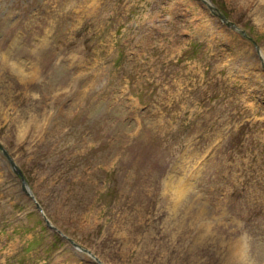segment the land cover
Wrapping results in <instances>:
<instances>
[{
    "label": "rangeland",
    "instance_id": "rangeland-1",
    "mask_svg": "<svg viewBox=\"0 0 264 264\" xmlns=\"http://www.w3.org/2000/svg\"><path fill=\"white\" fill-rule=\"evenodd\" d=\"M211 1L247 34L196 0H0V143L62 231L0 149V264L100 263L63 233L104 264H264V0Z\"/></svg>",
    "mask_w": 264,
    "mask_h": 264
},
{
    "label": "clouds",
    "instance_id": "clouds-1",
    "mask_svg": "<svg viewBox=\"0 0 264 264\" xmlns=\"http://www.w3.org/2000/svg\"><path fill=\"white\" fill-rule=\"evenodd\" d=\"M230 264H253V261L250 259H241L240 252L235 250L232 253Z\"/></svg>",
    "mask_w": 264,
    "mask_h": 264
},
{
    "label": "bare ground",
    "instance_id": "bare-ground-1",
    "mask_svg": "<svg viewBox=\"0 0 264 264\" xmlns=\"http://www.w3.org/2000/svg\"><path fill=\"white\" fill-rule=\"evenodd\" d=\"M260 4V3H259ZM262 4H264V2L262 3ZM261 4V5H262ZM260 6V5H259ZM259 6L256 8V9H259ZM231 250H233V251H235V248L233 249V248H231Z\"/></svg>",
    "mask_w": 264,
    "mask_h": 264
},
{
    "label": "water",
    "instance_id": "water-1",
    "mask_svg": "<svg viewBox=\"0 0 264 264\" xmlns=\"http://www.w3.org/2000/svg\"><path fill=\"white\" fill-rule=\"evenodd\" d=\"M40 207V206H39Z\"/></svg>",
    "mask_w": 264,
    "mask_h": 264
}]
</instances>
